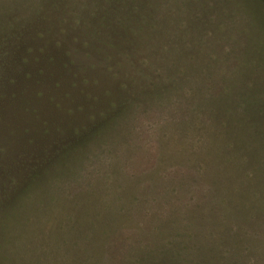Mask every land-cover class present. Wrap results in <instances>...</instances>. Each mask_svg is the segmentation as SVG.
Wrapping results in <instances>:
<instances>
[{
	"label": "rangeland",
	"instance_id": "rangeland-1",
	"mask_svg": "<svg viewBox=\"0 0 264 264\" xmlns=\"http://www.w3.org/2000/svg\"><path fill=\"white\" fill-rule=\"evenodd\" d=\"M143 2L184 97L138 105L102 144L89 131L123 87L25 111L21 87L0 82V264H264V0ZM198 85L217 108L199 110ZM69 140L80 153L47 172Z\"/></svg>",
	"mask_w": 264,
	"mask_h": 264
},
{
	"label": "trees",
	"instance_id": "trees-1",
	"mask_svg": "<svg viewBox=\"0 0 264 264\" xmlns=\"http://www.w3.org/2000/svg\"><path fill=\"white\" fill-rule=\"evenodd\" d=\"M143 1L0 0V82L21 87L18 101L26 104L25 111H30L34 102L55 106L61 101L76 106L85 102L86 106L98 100L97 105H101L100 96L88 91L90 85L106 81V85L114 82L117 88L123 87L126 93L119 95V104L108 122L89 131L91 141L102 144L133 118L138 105L171 104L184 97L187 73L177 57L169 60L162 55L170 52L156 35L163 27L155 25V13ZM92 73L98 75L89 76ZM207 77L198 73L197 81H206ZM135 81L146 85V90L139 93L140 100L131 96ZM102 90L108 93L105 87ZM195 93L200 111L208 113V109L217 108L199 85ZM114 105L112 99L109 106ZM105 111L107 117L109 110ZM214 115L219 116L217 122L223 127V113ZM231 123L234 126L224 131L229 135L235 130L238 136L240 123ZM80 134L76 130L71 133L75 138ZM72 142L66 143L53 164L47 157V172L51 173L52 165L66 167L67 160L80 153V144Z\"/></svg>",
	"mask_w": 264,
	"mask_h": 264
}]
</instances>
